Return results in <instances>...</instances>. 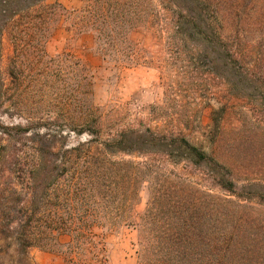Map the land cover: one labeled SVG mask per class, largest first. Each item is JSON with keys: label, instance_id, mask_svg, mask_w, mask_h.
Listing matches in <instances>:
<instances>
[{"label": "rangeland", "instance_id": "obj_1", "mask_svg": "<svg viewBox=\"0 0 264 264\" xmlns=\"http://www.w3.org/2000/svg\"><path fill=\"white\" fill-rule=\"evenodd\" d=\"M184 1L130 0L124 20L113 6L95 12L100 0H47L35 39L3 42L0 264H67V234L37 232L27 262L7 236L28 199L41 220L45 195L33 184L55 182L25 171L38 161L55 176L70 171L49 194L66 217L59 196L75 168L61 163L69 157L85 174L87 153L101 177L87 210L103 226L93 231L96 258L81 264H159V256L149 260L160 248L149 233L177 227L186 232L182 264H264V0ZM185 8L211 19L207 37L238 59L197 48L208 45L205 27L179 22ZM148 129L212 153L208 167L234 183L237 197L217 188L206 167L130 143L125 152L103 150L120 133Z\"/></svg>", "mask_w": 264, "mask_h": 264}, {"label": "trees", "instance_id": "obj_2", "mask_svg": "<svg viewBox=\"0 0 264 264\" xmlns=\"http://www.w3.org/2000/svg\"><path fill=\"white\" fill-rule=\"evenodd\" d=\"M46 1L47 0H0V55L3 51V42L5 40L9 39L10 41L22 42L26 39H30L31 41L36 38L41 29V21H45L47 15L46 12L41 11V7H43L42 4ZM104 1L105 0H100L101 5L95 6V12L97 10L101 11L103 5L113 6L112 12L116 11L115 16L118 15V18L131 20L129 11H123L124 6L127 5L130 0ZM182 1L185 2L184 0ZM195 1L198 2V0ZM207 1L208 0H204V3ZM178 4L181 7L183 6L179 2ZM119 8L121 12L118 13ZM181 14L184 16L180 17L181 21L179 22L185 24L199 22L200 25L205 27L203 33L206 36L205 39L208 45L197 48L205 51L208 56L220 54L238 59L237 53L232 51L231 48L228 49L224 45L218 46L219 38L217 41V39L213 38V40L211 39L212 37H207V34L215 35V30L213 29L214 23L211 19L200 15L203 18L201 19L200 16L194 13L192 8L181 9ZM98 18H100L103 28L107 27L105 21L106 17L100 15ZM105 142L106 143L101 145L104 147L103 150L107 154L114 152L111 148H114L117 152H125L123 146L130 143L129 145L134 146L136 151L162 154L172 158L175 162H184L190 167H206L207 171L211 170V175L206 174V176L210 178L211 182H213L217 188L237 197L234 193V183L226 179L223 174L220 175L219 172H214L212 168L208 167L211 166V164H216L212 153H207L183 136L165 135L163 133L155 134L148 129L145 133L137 131L120 133L115 138ZM67 153L68 156H72V152ZM74 162L75 161H70L69 157H66L63 163H61L62 167L66 164H71L69 169L75 168L71 173V177H69L70 180L65 186L66 189H64L62 193L59 192V200L67 205V212L69 211L66 217L62 215L64 205H61V207L59 203L52 205L49 194L54 190L52 186L56 187L60 184L61 179L64 181V179L68 178V173L70 171L64 170L60 175L55 176L53 175V171L49 170L44 163H40L39 161L35 163L28 172L25 171L30 180H36L37 178V180H40L39 182H44L52 177H54L55 180L54 183L49 185L50 187H45L42 183H34L31 188L32 193L41 192L45 195L44 198H41V220L39 219V213L37 214L31 210L30 213H28L32 204L34 206L37 205L35 200L28 199L23 209L18 212V218L15 223L13 222L15 224L14 227L12 226L9 229L7 238L12 239L15 245V253H17V255H22L25 262L28 261L27 250L36 244L35 237L38 234L37 232H41V234L47 233L49 236L57 232L58 234H67L71 237V243L65 253L67 264H81L85 261L87 262V260L91 261L92 258H96L94 255L96 246L92 243L93 231L103 226L99 223L102 219H98L99 217H96V215L88 213L87 207L89 206L87 205L89 203H95L93 198L100 189L99 181L101 177L96 176L93 172V169L97 165V160L92 153H87L86 157H84L81 167H84L86 170L85 174L76 171L80 163H76V167H74ZM261 202L264 207L263 199ZM79 210L82 211L81 214L75 212ZM27 214H31L32 216H24ZM185 235L186 232L182 227H177L175 231H151L149 236H151L152 240L158 242L160 248L157 251L155 250L159 254L156 255L152 253V257L149 260L159 256L157 257V261H155L159 264H173L174 261L176 264H182L185 258H183L184 249H181L182 246H180V243ZM90 254L92 255L88 258L87 256Z\"/></svg>", "mask_w": 264, "mask_h": 264}]
</instances>
